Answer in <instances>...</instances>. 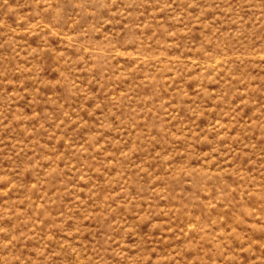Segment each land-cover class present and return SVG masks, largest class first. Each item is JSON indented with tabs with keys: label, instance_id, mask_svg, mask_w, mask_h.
Instances as JSON below:
<instances>
[{
	"label": "rangeland",
	"instance_id": "1",
	"mask_svg": "<svg viewBox=\"0 0 264 264\" xmlns=\"http://www.w3.org/2000/svg\"><path fill=\"white\" fill-rule=\"evenodd\" d=\"M0 264H264V0H0Z\"/></svg>",
	"mask_w": 264,
	"mask_h": 264
}]
</instances>
